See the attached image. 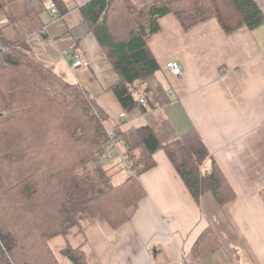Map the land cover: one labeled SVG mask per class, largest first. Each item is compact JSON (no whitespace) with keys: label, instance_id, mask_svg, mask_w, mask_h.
I'll return each mask as SVG.
<instances>
[{"label":"trees","instance_id":"obj_1","mask_svg":"<svg viewBox=\"0 0 264 264\" xmlns=\"http://www.w3.org/2000/svg\"><path fill=\"white\" fill-rule=\"evenodd\" d=\"M37 1L43 7L54 1L66 12L63 0ZM81 9L119 75L112 90L129 112L147 113L169 101L148 43L161 17L174 14L185 29L216 18L227 33L264 22L256 0H155L142 9L131 0H91ZM1 10L9 24H0V264H59L52 236L99 216L119 227L146 194L140 175L156 166L157 149L198 204L209 192L220 205L234 199L196 131L176 135L167 120L124 129L123 118L113 121L68 73L33 58L26 35L40 26L35 0H0ZM110 130L119 147L112 158L106 157ZM123 170L130 175L116 182ZM220 247L211 228L194 244L197 254ZM64 253L74 264H87L80 248Z\"/></svg>","mask_w":264,"mask_h":264},{"label":"crops","instance_id":"obj_2","mask_svg":"<svg viewBox=\"0 0 264 264\" xmlns=\"http://www.w3.org/2000/svg\"><path fill=\"white\" fill-rule=\"evenodd\" d=\"M91 0H63L66 12L53 14L50 1L35 0L40 26L26 35L27 52L37 61L68 73L109 117L121 113L124 129L167 120L175 134L196 131L234 190L220 205L211 192L200 204L163 149L156 166L140 175L145 196L113 227L96 217L49 239L59 264H74L68 247L83 252L87 264H264V22L227 33L216 18L185 29L174 14L160 18L149 47L161 66L158 81L169 101L143 112L125 111L112 90L119 80L104 48L90 30L82 6ZM142 9L155 0H131ZM264 14V0H256ZM0 11L1 26H8ZM84 64L73 67L74 54ZM177 61L182 75L166 64ZM112 125V122L110 123ZM207 228L221 247L197 254L194 244Z\"/></svg>","mask_w":264,"mask_h":264},{"label":"built area","instance_id":"obj_3","mask_svg":"<svg viewBox=\"0 0 264 264\" xmlns=\"http://www.w3.org/2000/svg\"><path fill=\"white\" fill-rule=\"evenodd\" d=\"M50 8H51V11L53 14L59 13L57 5L54 2H51ZM83 64H84V60L80 56V54H78V53L74 54L73 67L78 68V67L82 66ZM167 68H168L169 72L175 76L182 75L181 65L175 60L168 61L167 62ZM120 116H121V118L125 119L127 117V114L123 112L120 114ZM108 133L111 136L112 143H111L110 149L108 150V152L106 154V157L112 158L113 155L118 151L119 147H118V141L116 138H114L112 131L110 130ZM129 167H130V165H129Z\"/></svg>","mask_w":264,"mask_h":264},{"label":"rangeland","instance_id":"obj_4","mask_svg":"<svg viewBox=\"0 0 264 264\" xmlns=\"http://www.w3.org/2000/svg\"><path fill=\"white\" fill-rule=\"evenodd\" d=\"M7 22H8V20H7ZM114 160L108 162V164H106V165L108 166V165H111V163L116 162V159H114ZM129 175H130V173L128 171H126V170L121 171L118 175L115 176L116 182H120L121 180L127 178V176H129Z\"/></svg>","mask_w":264,"mask_h":264},{"label":"water","instance_id":"obj_5","mask_svg":"<svg viewBox=\"0 0 264 264\" xmlns=\"http://www.w3.org/2000/svg\"><path fill=\"white\" fill-rule=\"evenodd\" d=\"M2 115V113H0V116Z\"/></svg>","mask_w":264,"mask_h":264}]
</instances>
